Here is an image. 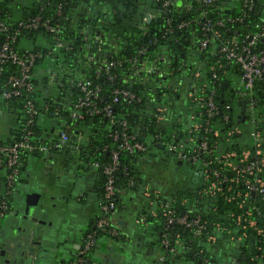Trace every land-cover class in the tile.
<instances>
[{
	"label": "trees",
	"instance_id": "16d2710c",
	"mask_svg": "<svg viewBox=\"0 0 264 264\" xmlns=\"http://www.w3.org/2000/svg\"><path fill=\"white\" fill-rule=\"evenodd\" d=\"M252 1V7L247 8L246 0H215L210 4L198 0H173L172 6L164 8L156 0H0L1 18L12 24L13 28H16L18 19L40 15L42 18L52 17L60 29L57 33H51L43 29L19 28V34L12 43L17 49L28 48L44 53L32 66L36 92L29 97L37 107L32 123L27 124L23 109L26 96L4 99L0 94V117L6 116L12 122L8 138L0 140H19L30 131V143L35 147L21 154L22 164L12 191L19 183L27 160L57 153H64L69 160L68 155L72 156L74 151L87 166H92L93 162L99 163L95 168L97 180L104 183L102 170L109 160V152L102 148L105 145L114 147L116 142L110 135L119 131L120 126L118 123L109 124L108 119L101 114L88 116L85 108L79 109L83 115L81 118L70 117V110L81 95L76 86L77 80L81 78L90 81L91 86L99 85L103 100L108 102H111V90L115 88L129 89L141 98L137 102L119 96L118 101L112 103L115 119H126L127 131L145 146L142 151L120 152V167L114 180L116 188L125 192L136 190L140 182L136 164L144 156L165 157L177 162L173 154L166 151V147L174 144L182 151L188 149L187 138L194 135L187 125L191 87H195L198 95H207L214 90L215 101L219 106L227 103L234 106L240 102L236 94L239 67L226 60L218 48L222 41L240 48L254 25L263 23L264 0ZM142 6H147V11ZM148 11L150 15L147 17ZM235 17H242V20H227ZM167 19L170 20L169 24L166 23ZM205 20L213 23L220 20L223 24L214 25L210 32L204 34L202 24ZM182 22H189V25L180 27ZM207 37L210 38L208 44L200 49V40ZM58 39L63 42V46L54 49ZM232 40L234 43H231ZM140 50L144 52L139 54ZM134 59L137 61L134 62ZM111 61L115 62V66L110 69V73L115 75L113 79L108 78L109 73L102 66ZM15 69L13 64L4 65L2 81ZM261 85L257 82L253 91V96L259 101L263 98L259 90ZM46 87L48 90L55 88V91L48 93ZM181 102L185 110L173 120L175 116H172V109ZM158 105H167L163 125L156 121L150 110ZM230 113H233L232 110ZM64 130L67 131L68 140L61 147H56L58 133ZM80 134L82 137L79 138ZM40 145H45L47 150L39 151ZM182 165L196 170L190 162L182 161ZM0 171H3L2 180L5 183L6 170ZM192 175L199 181L194 191L178 190L165 196L153 194L148 197L153 206L139 210L137 219L150 231L152 242L165 251L167 264H220L217 254L210 250L205 234L194 236L192 231L178 225L165 229L163 212L166 204L177 214L188 211L193 215L202 208V216L211 222L218 221L225 227L224 233L234 227L233 222L225 218L226 213L234 209L233 205L221 196L207 200L206 206L200 204L198 190L201 176ZM98 191L101 200L103 188L101 191L98 188ZM12 195L13 192L7 198L6 214L11 206ZM123 196H117V211L120 210ZM92 232L93 223L83 233L82 243L86 235ZM163 232L167 233L171 245L177 247L176 254H171L161 245ZM253 237L264 250L263 240L255 234ZM95 238L96 244L81 264H90L92 249L105 240L126 242V236L119 227L117 235L98 230ZM248 243V247H243V250H249L250 257L256 249L251 241ZM230 245L228 241L220 243L224 249ZM76 256L67 264H71ZM203 259L207 262L204 263Z\"/></svg>",
	"mask_w": 264,
	"mask_h": 264
},
{
	"label": "built area",
	"instance_id": "2783aa9c",
	"mask_svg": "<svg viewBox=\"0 0 264 264\" xmlns=\"http://www.w3.org/2000/svg\"><path fill=\"white\" fill-rule=\"evenodd\" d=\"M156 1L160 2L164 8L173 5V0ZM198 1L210 4L215 0ZM252 2V0H246L245 6L252 7ZM227 20L238 22L242 20V17L227 18ZM169 22L170 20L167 19L166 23L169 24ZM222 24L220 20L214 23L211 20H205L202 30L206 34L212 30L214 25ZM188 25L189 22L179 24L180 27ZM19 28L43 29L51 33H57L60 29L59 24L54 22L52 17L42 18L40 15L18 19L16 28H13L12 24L1 18L0 10V94L4 99L12 96H26L23 109L27 115V124H29L33 122L37 114V107L33 99L29 97L30 94L36 92L32 66L37 58L43 57L44 53L40 50L17 49L13 46L12 43L19 34ZM168 30L171 29L168 28ZM209 40V37L201 39L200 49L204 48ZM231 43H234V40ZM62 46L63 42L58 39L54 49ZM143 52L144 50H140L139 54ZM218 52L226 60L239 67L240 77L236 94L240 102L234 106L229 103L219 106L215 101L214 90L209 91L207 95H198L195 87H191V92L188 94L191 107L189 106L188 109L187 125L190 126L189 131L194 135L187 138L188 149H185L186 151L184 149L182 151L174 144H169L166 151L173 154L178 161L195 165L196 174H199L202 180L200 190H198L200 204L206 206L207 200L221 196L233 205L234 209L226 213L225 218L231 220L234 227L224 233L225 227L218 221L211 222L202 216L200 213L203 211L202 208L199 213L193 215H190L188 211L177 214L166 204L163 212L166 218L165 229L171 225H178L192 231L194 236L205 234V240L212 251L215 247L222 248L220 243L228 241V244L231 242L232 245L222 249L232 253L233 249L248 247V242L251 241L256 250L255 254L250 256V262L264 264L263 246L257 244L253 237L255 234L264 243V20L263 23L255 24L254 29L246 34L240 48L222 41ZM6 64L15 65L16 69L2 81L3 66ZM102 66L104 71L109 73L108 78L113 79L115 75L110 73V69L115 66V62L111 61ZM195 75L198 76L199 73L196 72ZM257 82L262 84L259 90L263 98L260 101L253 96ZM76 86L81 95L76 99L73 109L70 110V117L81 118L83 115L79 109L85 108L88 116L101 114L108 119L109 124L118 123L120 130L110 135L116 142L114 147L105 145L102 148V150H108L109 160L103 165L102 170L104 183L102 198L99 201V214L93 222L94 232L86 235L71 264L84 262L85 255L96 244V231H107L110 235L118 234L116 201L118 194L125 195V190L116 188L114 184L115 173L120 167L119 154L122 151L133 152L145 149L143 143L127 131L126 119H115L112 111V103L117 102L119 96L137 102L141 101L140 97L129 89L115 88L111 90V102H108L103 100L99 85L91 86L90 81L81 78L77 80ZM46 90L48 93L51 91L47 87ZM150 110L158 123L164 120L166 106L158 105ZM160 124L163 125V123ZM226 125L228 126L225 127ZM30 134L31 132L27 131L19 140L8 142L0 140V170H6L4 191L0 197V219L7 215V198L12 193V188L19 176V168L22 164L21 154L24 150L31 151L35 148L30 143ZM235 134L237 136H234ZM78 137H82L81 134ZM67 140V131H61L58 133L55 146L61 147ZM38 150L45 151L47 147L40 145ZM98 166V162L92 163V167ZM130 184L132 185L133 181ZM144 194L152 195L146 191ZM161 245L171 254H176L177 247L171 245L166 232L162 233ZM203 262L207 260L203 259Z\"/></svg>",
	"mask_w": 264,
	"mask_h": 264
},
{
	"label": "crops",
	"instance_id": "0c3cea01",
	"mask_svg": "<svg viewBox=\"0 0 264 264\" xmlns=\"http://www.w3.org/2000/svg\"><path fill=\"white\" fill-rule=\"evenodd\" d=\"M147 8L142 6L145 11ZM146 14L148 17L149 11ZM184 106L183 102L175 105L173 120L183 114ZM165 121L166 114L160 123ZM11 124L9 119L0 126V139L8 138ZM76 152L72 154L76 158L73 161L67 160L64 153H57L25 162L19 183L12 191L9 212L0 223V264H67L79 252L83 233L99 214V181L96 169L84 164ZM166 159L147 155L138 160L140 182L136 190L125 192L116 214L126 242L99 243L90 253V264H127L124 259L131 258V253L144 258L146 264H167L165 251L152 242L150 231L137 219L139 210L153 206L144 191L164 196L176 192L164 194V183L169 177L161 163H166ZM0 188L1 197L3 180ZM26 198L34 201L28 204ZM217 258L224 264V256Z\"/></svg>",
	"mask_w": 264,
	"mask_h": 264
},
{
	"label": "rangeland",
	"instance_id": "374dc122",
	"mask_svg": "<svg viewBox=\"0 0 264 264\" xmlns=\"http://www.w3.org/2000/svg\"><path fill=\"white\" fill-rule=\"evenodd\" d=\"M7 117L0 118V126H4L6 124ZM161 166L163 167V170L166 171L167 176L169 177V181L164 183V194L171 193L178 190L183 191H194L198 185L199 181L192 175L191 169L183 166L178 165L172 160H168L166 163H161ZM2 176L3 171H0V187L2 185ZM1 189V188H0ZM215 252H217L218 256L228 255L230 251L223 250L220 247H217V250L215 248ZM234 252V251H233ZM124 260H127V264H146L144 258H140V256H134V254L131 253V258H126Z\"/></svg>",
	"mask_w": 264,
	"mask_h": 264
},
{
	"label": "flooded vegetation",
	"instance_id": "af4514ba",
	"mask_svg": "<svg viewBox=\"0 0 264 264\" xmlns=\"http://www.w3.org/2000/svg\"><path fill=\"white\" fill-rule=\"evenodd\" d=\"M75 154H77L78 155V153H75ZM69 161H73V160H76V158H75V156L74 155H72V156H70L69 155ZM68 160V159H67ZM166 161H168V159H166ZM94 169H95V167H93ZM191 172L193 173V174H196V171H193V170H191ZM98 188L100 189V191L102 190V188H103V183H102V181L101 182H99V185H98ZM27 199V198H26ZM100 200V199H99ZM33 202L34 201V199H27V203L28 204H30V202ZM7 216V215H6ZM6 216H4L3 218H2V220L0 221V223L5 219V217ZM3 223V222H2ZM234 250V252H232V253H230L229 255H227V256H224V263L226 262V264H245L246 262H248V263H251L250 262V257H249V254H248V252L250 253V251L248 250V252L247 251H245V250H243V249H233ZM221 260V259H220Z\"/></svg>",
	"mask_w": 264,
	"mask_h": 264
},
{
	"label": "water",
	"instance_id": "95a60500",
	"mask_svg": "<svg viewBox=\"0 0 264 264\" xmlns=\"http://www.w3.org/2000/svg\"><path fill=\"white\" fill-rule=\"evenodd\" d=\"M167 155H168V154H167ZM177 163H178V164H181V163H182V161H177ZM29 212L31 213V212H32V210L30 209V210H29ZM27 215H28V214H25V215H24V218H27V217H28ZM32 219H34V220H35L36 218H35V217H32Z\"/></svg>",
	"mask_w": 264,
	"mask_h": 264
}]
</instances>
